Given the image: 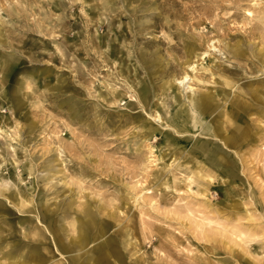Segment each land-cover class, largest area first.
I'll use <instances>...</instances> for the list:
<instances>
[{
  "label": "rangeland",
  "instance_id": "1",
  "mask_svg": "<svg viewBox=\"0 0 264 264\" xmlns=\"http://www.w3.org/2000/svg\"><path fill=\"white\" fill-rule=\"evenodd\" d=\"M0 124V264H264V0H0Z\"/></svg>",
  "mask_w": 264,
  "mask_h": 264
},
{
  "label": "bare ground",
  "instance_id": "2",
  "mask_svg": "<svg viewBox=\"0 0 264 264\" xmlns=\"http://www.w3.org/2000/svg\"><path fill=\"white\" fill-rule=\"evenodd\" d=\"M214 48V47H213ZM239 51V47H237L233 53L235 56H237L238 54H241L240 51L239 53L237 52ZM206 53H203V56H205ZM187 68L189 70H193L194 69V65H192V62L191 63H188V66ZM194 78L191 77L190 75H188L187 73L184 74L183 77H181L179 80H174V81H169V82H165L162 86V89L164 92H168L170 90H172L173 88H182L183 90L187 91V92H191L193 91V88L190 86L189 82L193 81ZM212 101V96H204V97H199V98H195V97H190L187 99V106L190 108L189 110L194 113V114H191L190 112H187L188 113V116L189 117H195L196 115V112H199V113H203V114H209L210 110H211V102ZM153 120L155 122H160L161 121V117L157 116V117H154ZM188 118L186 117V115L183 113V112H180V115H179V112L176 114L175 116V119L173 120V122L170 124V125H167V128L169 129V127H171L172 129H174L176 132H178L179 134H183V133H187L188 129L190 128V126L192 127H196L199 123V121L196 119V118H193L191 120V122H188ZM150 129V128H149ZM210 126L207 127V129L205 128L203 130V132L205 133H208L210 134ZM4 129L2 127V125L0 124V134L1 133H4ZM214 132L218 135L219 134V127L217 124L214 125ZM221 140H225V141H229L230 139H233V138H230L228 136H221ZM196 149L198 151H203L204 149L206 150L205 152L209 153V152H212L211 149H207L205 147H202L199 145V147H196ZM263 150H264V143H263ZM59 152H60V155L62 156L64 153H63V150L62 149H59ZM218 150L216 151V153L213 151L210 156H209V163L210 164H213V165H218L219 164V161H220V157L219 155ZM188 171H190L188 168L186 169ZM190 175L194 173L193 172H189ZM190 175H187V178L190 177ZM230 176V175H229ZM173 180H178L176 177H173ZM84 244H85V241H84V238H80L79 242H73V245L72 246H63L64 249H72L73 247L77 248L78 250H82V248L84 247ZM73 250V249H72ZM20 256H18L19 258ZM17 258V259H18ZM14 259V258H13ZM30 260L32 261H38V258L35 256V255H32L30 256ZM88 262H85L83 263L82 262H78V264H86Z\"/></svg>",
  "mask_w": 264,
  "mask_h": 264
}]
</instances>
